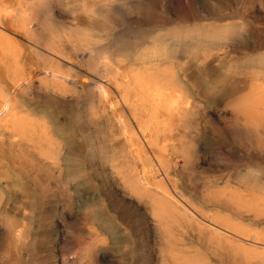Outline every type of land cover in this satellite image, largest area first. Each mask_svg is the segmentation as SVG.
<instances>
[{"label":"rangeland","instance_id":"1","mask_svg":"<svg viewBox=\"0 0 264 264\" xmlns=\"http://www.w3.org/2000/svg\"><path fill=\"white\" fill-rule=\"evenodd\" d=\"M27 1L0 0L25 35L0 26V44L21 54L0 75V103L11 96L14 117L0 124V264H264V0H112L110 11L86 0L97 3L91 14L73 10L81 0H41L29 15ZM89 31L92 54L66 39ZM154 48L176 73L169 89L191 102L155 131L174 146L143 174L170 200L135 187L133 166L153 156L132 133L140 152L131 157L110 115L132 132L115 77L89 66L109 49L137 67ZM43 65L62 77L43 75ZM101 79L111 84L104 96Z\"/></svg>","mask_w":264,"mask_h":264},{"label":"bare ground","instance_id":"2","mask_svg":"<svg viewBox=\"0 0 264 264\" xmlns=\"http://www.w3.org/2000/svg\"><path fill=\"white\" fill-rule=\"evenodd\" d=\"M39 1L41 0H29V2H25V4L21 7V10H23L22 13L28 15L32 14L36 7H38L37 5L40 4ZM98 1L107 11L112 10V0ZM95 2L96 1L87 2L86 0H81L73 6L75 7L73 10L81 11L85 14L97 13L96 10L98 8H96L97 3ZM8 7L9 6H0V12L3 10L6 12L4 22L0 24V26L3 30H5L7 36L10 35L25 38L23 33L16 31L15 26L19 21L11 16V12L8 10ZM81 32L82 31H80V33ZM89 32L78 36H72L70 34L66 36V39L70 43H85L88 53L92 54L93 51L98 48L96 49V45H94L93 42L96 41L95 35ZM53 42L54 38L48 36L44 40L43 46L47 49L49 48V44ZM19 57H21V54L18 55L15 52L12 44H0V75L5 72L7 73L10 70H16L19 63ZM164 58V51L154 48L139 57V66L130 68L128 66H122V63L109 49H103L98 53L97 59L89 63V66L93 68L97 74H112L115 77L113 85L115 86L114 88L118 93L120 101L123 103L124 107H126L127 117L132 123V126L130 127L132 132L128 129L125 120L113 109L110 110V115L114 119L115 124L120 127L123 143L129 147L131 157L138 155L140 152L139 148L134 147V140L131 139L132 133L138 137L142 151L147 153L149 152L153 156L151 163L133 166L134 170L140 174L135 181V187H142L143 190L150 195H152V192L155 189L148 184L143 174L151 170H160L162 168L163 153L168 148H172L174 146V139L172 136L163 139L158 143L155 140V131L160 127L166 126L167 123L173 119V117H183L185 113H187L191 104L190 100L183 94L174 91L173 89H169L167 84L172 79L176 78V73L174 72V68L172 66L162 67L161 62L164 61ZM40 71L43 75L50 76L52 79H59L62 77L56 69L49 65H43ZM157 77L163 78L162 80L164 85L161 84L162 81L158 80ZM30 78H32V75ZM96 86L100 96H104L107 88L111 86V84L108 81L101 79L96 82ZM105 101H107V99ZM250 116L254 117L255 115ZM9 120H14L12 112V97L4 96L0 103V124L6 123ZM250 120L245 119L243 122V127L245 128L244 132L248 136L251 135L254 130H257L256 123L252 120V122H250ZM256 120H259L260 122V119L255 118V121ZM155 191L163 200H170V197H168L164 190L159 189ZM162 199L159 201L161 204L163 201ZM183 210L190 216H194V214L188 209L184 208ZM198 221L225 237L241 240L245 243L253 242L249 241L247 238L240 237L213 221L206 220L204 218H201L200 220L198 219Z\"/></svg>","mask_w":264,"mask_h":264}]
</instances>
